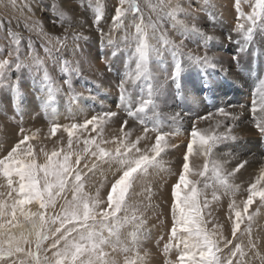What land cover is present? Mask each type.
<instances>
[{
    "label": "snow or ice",
    "instance_id": "snow-or-ice-1",
    "mask_svg": "<svg viewBox=\"0 0 264 264\" xmlns=\"http://www.w3.org/2000/svg\"><path fill=\"white\" fill-rule=\"evenodd\" d=\"M147 8L156 15L153 20L148 17L145 23L144 11L141 8L139 0H119L115 8V14L112 17L114 29L123 26V18L127 13L136 14L134 17L135 32L131 34V40L135 47L129 55V70L123 74L118 88L120 90V101L117 104L119 109L123 104L127 116L137 120L143 127V136H136L135 140L128 139L131 132H124L128 125V119H124L120 125L122 137H113L117 142L114 150H106L100 147L96 137H86L83 139L84 147L82 150L73 151V137L79 130H87L91 126V131L101 135L104 126L113 117L119 115L118 111H104L85 119L82 123H72L61 125L55 120L51 122L49 129L51 136H56L59 129L67 133V149L60 148L53 150L50 154L40 149L45 156V161L39 163L34 146L28 143L36 139L39 129L31 134H24L25 129L21 127L19 133L21 138L11 147L3 158H0V177L5 181L0 184V188H6L7 191H0V261H9L11 264H121L120 254L123 255V264H150V252L145 249L141 254L140 248L142 238H146L144 225L146 219L142 211L135 204L130 203L135 192L136 185L142 180L148 178L150 169H162L163 163L161 154L165 153L169 147H177L170 144L168 137L178 135L160 130L159 123L152 121V128L149 129L147 123L148 112L152 111L153 116L159 117L157 100L162 95L164 85L155 81L152 69V61L163 64L165 52L172 56L173 70L170 75L172 83L180 94V78L184 70L182 63L185 56V40L192 34L203 37L205 46L208 41L215 37L204 32L196 23L197 14L206 11L207 8H214L212 0H203L202 4L193 6L191 0L185 7L180 0L175 4L171 0H145ZM237 11V20L243 18L246 23H237L234 31L243 36V46L238 51H245L254 42L257 28L264 33V0H255V5L250 14L246 15L241 11V0H234ZM92 7L91 3L89 4ZM55 7V6H53ZM93 24L97 27L101 35V43H104V32L100 28V21L104 15L103 5L97 0L94 7ZM59 20L53 23L63 25L67 20L68 26L64 28L61 36L52 37L44 32L41 21L36 20L30 26L25 24L30 31L37 32L43 39L40 47L46 57L59 61L61 71L67 75L69 72L76 75H82L81 61H69L64 58L63 50L68 47L67 41H73L72 51L79 52L81 59L87 63L83 49L80 48L79 41L86 40L77 27L83 26V21H73L72 17L62 10L57 12ZM191 17V22H186L180 17ZM258 20L260 21L258 25ZM138 21V22H137ZM163 21H171V27L177 29L180 39L177 42L167 35V30L163 27ZM69 29H72L69 34ZM9 35L17 47L14 49L15 59H12L13 52H8V58L0 59V87H10L14 93V109L20 111V89L19 73L22 68H27L30 72L35 66L37 73L43 69L39 77L41 90L46 93L43 101L44 106L51 107L55 99V93L59 90L55 87V81L44 67L45 60L35 52V44L29 39L28 53L32 63H25L21 60L20 38L17 33L9 29ZM129 35L126 33L122 37V42L127 44ZM227 39L232 40L231 34ZM154 41V43H153ZM239 44L240 41H237ZM107 44L115 49L112 56L115 57L119 51L117 44L111 34L108 35ZM187 60L201 67H210L215 69L217 63L215 57L209 56L207 51L201 55H195L189 50ZM134 63V67L131 64ZM15 68L17 75L15 82L8 84L11 80L9 73ZM109 71L111 66L109 65ZM143 82L146 85V98L141 96L139 104L133 109L129 96H126L128 89L126 85H137V82ZM65 84L69 85V103L75 96L71 94V84L65 79ZM261 87L257 90V97L252 100L251 113L253 122L259 135L264 138V80L260 81ZM208 86L207 84L205 85ZM143 92V89H141ZM243 107V106H241ZM55 116V109L52 112ZM215 115L224 117V120H231V123H224L223 130L221 124L217 122L214 126L208 128H198L195 123L192 124L190 140L186 145V151L183 155L182 169L178 180L172 185L171 189V215L172 223L170 228L169 242L164 244L163 253L167 257L169 252L175 248L177 250L176 260L165 259L164 264H234L237 254L241 257L246 253L240 243H236L229 250L227 257L220 255L223 248L232 245L233 240L224 237L222 225L212 223L211 203L219 201L217 195L219 189H223L225 195H235L239 191L240 185L234 183L237 173L250 164V157L253 154L228 151L223 154V159L215 155L214 150L226 141H236L239 137L235 134V129L239 127L237 121L240 116L226 111L225 108H218ZM213 116L209 113L207 116L199 117L200 120H208ZM176 121L180 119V113L170 117ZM149 131L156 132L154 143L150 146L141 148L138 145L141 140L147 139ZM80 137H77V142ZM107 143V141H103ZM95 145V150L93 149ZM202 156L204 163L202 168L197 167L190 161V157ZM73 157L75 160L73 161ZM86 157H93L91 163ZM85 161L83 165L81 162ZM231 161H236L235 166L228 168ZM108 166V172L112 176V182L107 193V207L101 208L105 203L100 198V189L95 195L85 191V178L88 173L96 174V170L102 165ZM86 170V171H85ZM209 173L211 174L212 184L208 183ZM196 176L204 178L203 180L192 179ZM107 179V177H105ZM198 185L202 187L198 188ZM102 186V185H101ZM213 188L212 200L207 198L206 190ZM71 193L69 199L66 193ZM148 194V204L143 207H151V187L145 188ZM247 199L242 202L243 208L240 210L235 199L229 203V209L234 215L231 229L232 238L235 239L240 230L241 223L246 219L248 221L246 231L251 234L252 222L259 214L260 208L255 212L249 213L250 206L258 199L260 205L264 207V157H261L259 175L255 182L247 188ZM63 199L60 204L59 212L48 213L49 209L55 210L58 200ZM38 205L37 211H32L30 205ZM131 211V215H128ZM125 213L122 217L119 213ZM22 218V220L20 219ZM231 219V217H230ZM212 223L210 229L208 225ZM59 225L54 229L50 225ZM132 225V231L127 237L121 239V228L125 225ZM13 229H24L19 236L13 233ZM107 233V235H105ZM35 237V250L31 248ZM53 238V242L43 249L44 255L41 258L42 245L45 241ZM28 245L29 247H25ZM250 247L256 249V243L250 242ZM107 249V250H106ZM52 251L51 257L47 255ZM131 253V255H128ZM21 256L24 258L22 259ZM256 256L264 260L259 251ZM15 258V259H13ZM235 264H242V261H236Z\"/></svg>",
    "mask_w": 264,
    "mask_h": 264
},
{
    "label": "rangeland",
    "instance_id": "rangeland-1",
    "mask_svg": "<svg viewBox=\"0 0 264 264\" xmlns=\"http://www.w3.org/2000/svg\"><path fill=\"white\" fill-rule=\"evenodd\" d=\"M18 1L23 5H21L25 14L23 17H18L16 14L18 8L13 5L9 7V9L13 10L12 14H9L10 12L0 5V8L3 7L5 10V12L0 11V59L8 58L9 51L13 52L12 59H15L14 49L17 45L14 44L12 37L9 35V29H11L20 38L21 60L31 64L32 61L27 47L29 39H31L35 44L33 55L38 53L45 60L44 67L47 68L49 74L53 77L55 87L59 90L55 93V99L53 100L54 102L52 101L51 107L46 108L43 104L46 93L41 90L39 81L43 69L38 74L35 66H33L31 72L27 68H22L19 73L21 77L19 80L21 95L20 111L17 112L13 106L14 93L12 89L10 87H0V158L7 155L11 147L21 138L19 129L23 127L25 129L24 134H31L32 132H36L37 129L40 130L37 138L30 140L28 143L34 146L38 162L43 163L45 156L40 152L41 148L49 154L53 150H59L60 148L67 149L68 137L62 128L57 131L56 136L50 135L49 129L53 120L61 125L70 126L72 123H82L85 119L104 111H118L119 115L108 121L101 135H97L95 132L97 143L100 147L107 150L105 144L113 143L115 144V149L117 142L113 140V137L119 138L123 136V133L120 132V125L124 119H128L129 121L124 129V132H131L128 139L135 140L136 136H143L144 125L128 117L123 104L119 109L117 108V104L121 103V93L118 84L123 74L129 70V55L135 47L134 41L130 39L131 34L135 31L134 26H131L132 29L127 31L123 24V27L113 30L112 17L115 14V8L118 6L119 0H99L104 9L103 18L100 21V28L103 29L105 34L103 44L101 43L100 32L93 24L95 18L93 9L97 0ZM176 2L177 0H171L173 4ZM180 2L187 7L190 0H180ZM90 3L92 7L89 6ZM191 3L193 6H196L197 4H202L203 0H191ZM212 3L215 7L199 12L196 23L204 32L215 37V39L208 41L206 46L203 37L196 34H192L185 40V56L182 60L184 70L180 78L179 95L177 94L175 85L169 78L174 63L172 56L165 52L163 64L158 63L157 59H154L150 65L155 81L163 84L164 89L162 95L157 100L158 108L156 111L159 112V117L153 116V112L149 111L146 118L148 127L151 129L152 121L156 120L159 123L161 131L169 133L178 132V135L174 134L168 137L169 143L175 144L177 147H169L165 153L161 154L160 159L162 160L163 168L150 169L151 175L136 185L135 192L139 193V195L133 194L130 201V203L139 207L146 219L144 232L147 235L146 238H142L140 251L141 254L145 249L150 252V264H164L165 259L176 260L178 253L175 248L169 252L167 257L163 253L164 244L169 242L172 223V185L177 182L182 169L183 155L186 151V145L191 138L192 124L195 123L198 128L203 129L214 126L219 121H223L220 129L223 130L224 123H231L230 119L224 120V117L215 115L217 109L221 107L240 116V120L237 121L239 127L234 130L239 139L220 144L214 150L215 155L221 159L224 158L223 154L228 151L253 155L250 157V164L241 169L234 178L233 182L240 185V189L235 193L234 197L231 194H223V189H219L217 191V195L220 196L219 201L211 203L213 210L212 223L222 225L223 227L220 231H222L224 237L233 240L232 245H229L228 248H223V244H221L223 251L220 255L222 258L227 257L229 250L236 243H240L246 255L241 257L237 254L233 258L234 264L236 261H242V264H264V260L256 256V251H259L261 256H264V207L260 205L258 199L250 206V214L255 212L257 208H260L259 214L255 216L252 222L251 234L246 231L248 221L245 219L241 223L240 230L237 232L235 239L231 235L234 215L229 209V203L232 199H235L240 210H242V202L247 199L248 195L247 188L251 183L255 182L256 177L259 175L261 157H264V138L259 135L250 110L252 100L258 98L257 90L261 87L260 81L264 80V33H261L259 28H257L253 44L247 47L245 51H238L243 46V36L234 31V29L237 23L245 24L247 27L246 21L243 18L237 20L234 0H212ZM254 5L255 0H241V11L246 16L252 12ZM59 9L72 17L74 22H84L83 26L77 27L76 30L87 37L86 40H80L78 43L80 48H83L84 56L88 62L85 63L81 59L78 51L75 53L72 51L73 41L71 39L67 41L68 47L62 53L64 58L69 61H81L82 75H76L72 72L65 75L61 71L59 61H54L45 56L43 48L40 47L41 43L45 42L42 37L37 32L30 31L29 28L25 27L26 23L31 26L34 21L39 20L43 24L44 32L52 37L61 36L64 28L68 26V22L66 20L63 25L53 23L54 20H59L57 15ZM68 10L70 12H67ZM143 11L145 23H147L149 16L153 20L156 19V15L147 10L146 7ZM128 15L129 13L126 14L127 17ZM126 16L123 18V23H125ZM180 18L185 19L186 22H191V17L181 16ZM162 23L164 29L167 30L168 37L178 42L181 38L178 31L179 26H177V29H173L171 21H163ZM259 23L260 21L258 20V25ZM71 31L72 29H69V34ZM126 33L130 34V40L127 44L122 42V34L125 35ZM109 34L119 44V51L115 57L112 56V52L116 50L115 44L112 46L107 44ZM229 34L232 36L231 41L227 39ZM237 41H240V43L238 44ZM189 50L193 54L201 56L207 51L209 56L215 57L217 67L215 69L201 67L188 61L187 52ZM109 65L111 66V71H109ZM131 67H134V63L131 64ZM9 75L11 80L6 83L11 84L15 82L17 75L14 67ZM65 79L70 81L71 94L75 96V99L71 103H69V85L64 83ZM206 84L208 85L207 87L205 86ZM126 88L128 89L126 96L130 97L131 106L134 109L139 104L141 96L146 98V85L141 81L137 82V85L128 84ZM141 89H143V92ZM53 108L55 109V116L52 114ZM177 112L180 113V119L174 121L170 117ZM209 113H213V116L208 120L198 119L199 117L207 116ZM91 132V126L87 130L77 131L73 137L72 148L82 150L84 147L83 139L91 137ZM155 135L156 132L149 131L147 139L141 140L138 146L142 149L150 146L151 143H154ZM77 137H80L79 142H77ZM102 140L107 141V143L102 142ZM93 149L95 150V145H93ZM86 159L91 163L95 158L86 157ZM190 161L197 167L202 168L204 158L194 155L190 157ZM84 162L82 160L81 164ZM235 163L236 161H231L227 167L230 169L235 166ZM96 171L97 173L99 172L98 180L86 183V180L88 181L89 179H85V191L92 192L96 188V192L99 188L100 198L105 202L101 204V208H105L107 207V193L112 182V176L109 174L106 164ZM90 175L92 176L93 174ZM191 178L204 179L196 176ZM4 183L5 181L0 177V184ZM208 183H213L210 173ZM149 186L151 187L152 206L145 209L143 206L149 203L145 188ZM199 187H202V185H198ZM0 191H7V189L0 188ZM206 192L207 198L211 201L213 188L209 187ZM66 195L69 199L71 198L70 192L66 193ZM62 203L63 199L58 200L56 209H49L48 213L59 212L60 204ZM37 209L33 208L31 210L37 211ZM124 214L121 212L118 215L123 216ZM128 215H131V211H129ZM212 223L208 225L210 229L212 228ZM58 226V224L50 225L53 229ZM124 227L132 231V225L129 224ZM124 227L121 228V239L127 237L128 232H130L127 230L124 233ZM52 242L53 238H50L42 245V259L44 255L43 249L47 248ZM250 242L256 243V249L250 247ZM25 247L29 246L25 245ZM31 248L33 251L35 250L34 241L31 244ZM50 253L49 250L47 253L49 257L51 256ZM123 255H119L121 264H123ZM128 255H131V253ZM21 258L23 259L24 257L21 256ZM0 264H11V260L0 261Z\"/></svg>",
    "mask_w": 264,
    "mask_h": 264
},
{
    "label": "bare ground",
    "instance_id": "bare-ground-1",
    "mask_svg": "<svg viewBox=\"0 0 264 264\" xmlns=\"http://www.w3.org/2000/svg\"><path fill=\"white\" fill-rule=\"evenodd\" d=\"M21 1V0H20ZM14 2V3H13ZM61 2V1H60ZM139 3H140V5H141V8L142 9H144L145 7L147 8V5H146V3H145V0H139ZM16 6H15V5ZM17 4H19V5H17ZM0 5H2L3 7H4V9H7L8 10V12H10L9 14H12L13 12V10L12 9H9V7H10V5H13L14 7H16V8H18V11L16 12V14L18 15V17H23L25 14H24V9H23V7H21V5L22 4H20L19 3V1L18 0H0ZM12 6V7H13ZM23 6V5H22ZM56 6V5H55ZM3 7L2 8H0V11L2 10L3 12H5V10L3 9ZM64 7V6H63ZM65 8V7H64ZM63 9V8H62ZM147 10H149V11H151L150 9H148L147 8ZM59 11H60V9H59ZM67 12H70L69 10L67 11ZM15 13V12H14ZM5 14V13H4ZM15 14V15H16ZM13 16V15H12ZM136 16V14H133V13H130L129 12V15H128V17L126 16V19L124 20V22L125 23H123L124 25H125V28L127 29V31H129V30H131L132 29V27L131 26H133L134 25V17ZM138 22V21H137ZM106 26V25H105ZM104 27V26H103ZM123 27V26H122ZM107 28V27H106ZM105 28V29H106ZM135 32V31H134ZM133 33V32H132ZM121 34V33H120ZM130 35V34H129ZM122 36H124L123 34H122ZM130 37V36H129ZM131 39V38H130ZM129 39V40H130ZM129 42V41H128ZM131 44V43H130ZM83 47V46H82ZM83 49V48H82ZM78 56H79V54H78ZM73 57H74V55H73ZM54 102V101H53ZM59 107V106H58ZM51 109V108H50ZM201 125V124H200ZM91 137H96V134H95V132H91ZM114 146H115V144H113V143H109V144H105V147L107 148V150H114ZM73 151H79V149L78 148H74L73 149ZM73 160H75V157H73ZM81 165H83V163L81 164ZM100 168H98L97 170H99ZM257 170V169H256ZM86 171V170H85ZM101 171V170H100ZM99 173V172H98ZM98 173H97V171H96V174L93 176H91L90 174H92V173H88V177H86L85 179H89L88 181L86 180V183H90L91 181H93V180H98ZM96 182V181H95ZM98 182V181H97ZM96 189V188H95ZM95 189H94V191H92V192H90V191H86V192H88V193H92V195L93 194H95L94 192H95ZM231 197V196H230ZM234 197V196H233ZM231 199V198H230ZM233 200V199H232ZM31 209H33V208H38L37 207V205L36 204H34V205H30L29 206ZM33 211V210H32ZM122 216V215H121ZM21 220H22V218H21ZM127 230H129L127 227H124V233H126V231ZM13 231V233L14 234H16L17 236H19V234H20V232H22V231H24V234L25 235H27V232L24 230V229H13L12 230ZM130 231V230H129ZM131 232V231H130ZM129 233V232H128ZM31 239L34 241L35 240V237L33 236V237H31ZM52 251H54V250H50V255L52 254ZM51 257V256H50Z\"/></svg>",
    "mask_w": 264,
    "mask_h": 264
}]
</instances>
